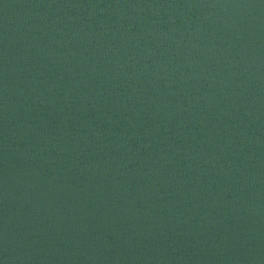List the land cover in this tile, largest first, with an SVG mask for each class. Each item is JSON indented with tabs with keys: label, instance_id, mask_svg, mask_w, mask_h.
<instances>
[{
	"label": "water",
	"instance_id": "95a60500",
	"mask_svg": "<svg viewBox=\"0 0 264 264\" xmlns=\"http://www.w3.org/2000/svg\"><path fill=\"white\" fill-rule=\"evenodd\" d=\"M0 264H264V0H0Z\"/></svg>",
	"mask_w": 264,
	"mask_h": 264
}]
</instances>
